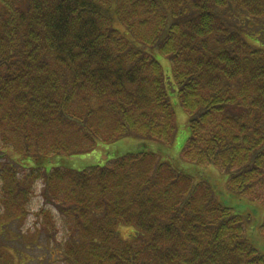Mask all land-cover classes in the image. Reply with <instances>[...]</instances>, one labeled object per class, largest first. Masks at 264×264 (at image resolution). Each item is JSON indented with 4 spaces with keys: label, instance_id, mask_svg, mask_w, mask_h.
Here are the masks:
<instances>
[{
    "label": "trees",
    "instance_id": "16d2710c",
    "mask_svg": "<svg viewBox=\"0 0 264 264\" xmlns=\"http://www.w3.org/2000/svg\"><path fill=\"white\" fill-rule=\"evenodd\" d=\"M242 16L264 17V0H0L4 219L27 216L41 180L67 228L66 264H264V218L255 228L208 181L156 152L82 171L36 164L89 154L102 136L171 147L158 52L188 116L180 160L220 171L230 194L264 211V23L246 32Z\"/></svg>",
    "mask_w": 264,
    "mask_h": 264
},
{
    "label": "rangeland",
    "instance_id": "374dc122",
    "mask_svg": "<svg viewBox=\"0 0 264 264\" xmlns=\"http://www.w3.org/2000/svg\"><path fill=\"white\" fill-rule=\"evenodd\" d=\"M263 23L264 17H249L246 19L242 16L239 25L246 32L252 30L259 31L262 30ZM248 40L249 42L256 43L253 41V38L249 37ZM153 56L161 65L164 80L170 90L168 98L175 114L176 135L171 147L141 142L135 138H122L113 143H104L102 141L105 136H102L103 139L98 143L97 149L89 154L50 157L47 160L41 159L37 161V166L41 167V171L43 172H48L50 169L56 167L82 171L92 166H103L108 160L128 153H136L138 151L156 152L167 161L171 159L179 169L189 173L195 179L201 177L208 181L222 205L232 209L237 214H249L252 217L255 228L259 229V225L264 218V211L258 204L230 194L225 187L226 177L224 174L210 166L197 167L185 164L180 160V151L189 136L188 116L177 104L176 89L171 78L169 58L158 52H154ZM11 160L12 162L23 163L24 161V163H27L23 157L16 158L13 156ZM23 172L27 173V171ZM31 188L32 194L26 203L27 209H25L27 216L23 217L20 221L11 222L12 219H4L2 215L3 209L1 205L4 203L6 195L3 194L2 181L0 183V251L9 255L11 264H66L64 261H61L63 260L61 255L64 253L63 242L67 235V228L61 222L62 218L60 213L57 212L58 210L56 211L52 206L45 204L44 197L42 196L44 189L43 182L37 180ZM41 209L45 210V212L46 210L50 211L51 215L47 217V213L44 214ZM255 235L256 233L251 234V236ZM132 236V229L121 228L120 237L129 239ZM255 244L260 245L261 241L255 238ZM0 264H5V260L1 257Z\"/></svg>",
    "mask_w": 264,
    "mask_h": 264
}]
</instances>
